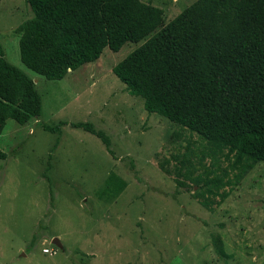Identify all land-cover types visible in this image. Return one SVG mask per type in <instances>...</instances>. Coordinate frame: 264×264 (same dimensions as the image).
I'll use <instances>...</instances> for the list:
<instances>
[{
  "label": "rangeland",
  "instance_id": "1",
  "mask_svg": "<svg viewBox=\"0 0 264 264\" xmlns=\"http://www.w3.org/2000/svg\"><path fill=\"white\" fill-rule=\"evenodd\" d=\"M141 1L162 9L167 24L196 0ZM31 17L25 0H0L4 58L35 82L42 102L39 117L25 125L9 119L0 134V264H264V163L204 208L190 178L225 171L233 181L234 173L196 134L148 114L113 74L142 42L106 48L49 81L20 61L15 29ZM60 122L67 125L46 131ZM79 122L104 132L113 155L69 125ZM112 175L124 182L117 193L107 190Z\"/></svg>",
  "mask_w": 264,
  "mask_h": 264
},
{
  "label": "trees",
  "instance_id": "2",
  "mask_svg": "<svg viewBox=\"0 0 264 264\" xmlns=\"http://www.w3.org/2000/svg\"><path fill=\"white\" fill-rule=\"evenodd\" d=\"M25 2L32 17L15 29L20 61L46 80H62L106 48L118 52L142 42L113 74L130 96L143 99L148 114L196 134L234 173L233 181L225 171L190 178L204 208L224 201L228 194L219 190L264 163V0H196L167 24L162 9L141 0ZM41 104L33 80L4 58L0 44V134L9 119L25 125L39 117ZM64 125L45 129L55 133ZM69 125L97 137L113 155L104 132L89 123ZM112 178L107 190L117 193L124 182ZM212 242L220 258L231 257L219 236Z\"/></svg>",
  "mask_w": 264,
  "mask_h": 264
},
{
  "label": "water",
  "instance_id": "3",
  "mask_svg": "<svg viewBox=\"0 0 264 264\" xmlns=\"http://www.w3.org/2000/svg\"><path fill=\"white\" fill-rule=\"evenodd\" d=\"M34 83H35V82H34ZM52 243L55 244L57 247L61 248V244H60V242L58 241V239H54V240L52 241Z\"/></svg>",
  "mask_w": 264,
  "mask_h": 264
},
{
  "label": "built area",
  "instance_id": "4",
  "mask_svg": "<svg viewBox=\"0 0 264 264\" xmlns=\"http://www.w3.org/2000/svg\"><path fill=\"white\" fill-rule=\"evenodd\" d=\"M46 252H49V250H45Z\"/></svg>",
  "mask_w": 264,
  "mask_h": 264
}]
</instances>
